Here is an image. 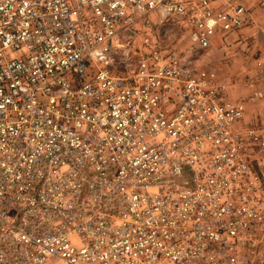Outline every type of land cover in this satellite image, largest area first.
<instances>
[{
	"label": "built area",
	"instance_id": "2783aa9c",
	"mask_svg": "<svg viewBox=\"0 0 264 264\" xmlns=\"http://www.w3.org/2000/svg\"><path fill=\"white\" fill-rule=\"evenodd\" d=\"M245 18L238 0H0V264H256L261 136L194 66Z\"/></svg>",
	"mask_w": 264,
	"mask_h": 264
},
{
	"label": "rangeland",
	"instance_id": "374dc122",
	"mask_svg": "<svg viewBox=\"0 0 264 264\" xmlns=\"http://www.w3.org/2000/svg\"><path fill=\"white\" fill-rule=\"evenodd\" d=\"M238 3L246 10L243 26L228 34L217 32L211 46L196 57L194 66L214 74L217 83L224 86V99L242 107L243 119L237 128L261 136L251 140L248 159L264 170V0ZM181 33L177 28L161 29L162 46L183 48ZM260 244L256 264H264V231Z\"/></svg>",
	"mask_w": 264,
	"mask_h": 264
}]
</instances>
